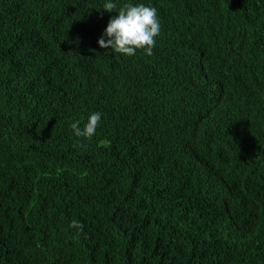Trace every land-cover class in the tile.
<instances>
[{"label":"trees","instance_id":"1","mask_svg":"<svg viewBox=\"0 0 264 264\" xmlns=\"http://www.w3.org/2000/svg\"><path fill=\"white\" fill-rule=\"evenodd\" d=\"M104 2L0 0V264H264V0H133L131 57Z\"/></svg>","mask_w":264,"mask_h":264},{"label":"clouds","instance_id":"2","mask_svg":"<svg viewBox=\"0 0 264 264\" xmlns=\"http://www.w3.org/2000/svg\"><path fill=\"white\" fill-rule=\"evenodd\" d=\"M116 8V0H105L103 3L104 11L116 12V15L110 17L97 39L98 47L126 57L134 56L138 50H142L145 56H151L161 32L157 8L151 3H135L133 0L124 3L118 12L114 11ZM102 115L101 112L94 111L87 116L86 122H71L69 128L73 136L77 140H90L96 134ZM69 227L82 229L83 226L73 219Z\"/></svg>","mask_w":264,"mask_h":264}]
</instances>
